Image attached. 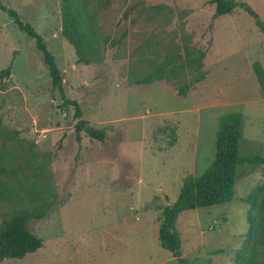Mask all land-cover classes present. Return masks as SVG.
<instances>
[{"label":"rangeland","instance_id":"374dc122","mask_svg":"<svg viewBox=\"0 0 264 264\" xmlns=\"http://www.w3.org/2000/svg\"><path fill=\"white\" fill-rule=\"evenodd\" d=\"M237 1L264 23V0ZM0 2L42 37L65 98L81 110L76 119L73 106H61L35 41L0 11V71L11 68L0 79V164L16 171L12 186L36 185L52 205L28 226L42 248L0 264H233L248 232L243 200L264 183V165L237 168L230 202L179 215L182 263L161 247L158 217L185 177L211 166L221 116L243 115L240 157L264 155V103L252 70L256 61L264 66V33L255 20L239 7L217 17L212 0H81L101 58L84 66L61 36L60 0ZM184 47L205 52L202 76L179 71L136 85L179 65ZM80 120L102 130L103 141L77 132ZM17 206L0 204V220Z\"/></svg>","mask_w":264,"mask_h":264},{"label":"trees","instance_id":"16d2710c","mask_svg":"<svg viewBox=\"0 0 264 264\" xmlns=\"http://www.w3.org/2000/svg\"><path fill=\"white\" fill-rule=\"evenodd\" d=\"M212 4L217 17L231 14L238 7L245 10L255 20L259 31L264 33V23L245 3L236 0H212ZM85 9L81 0H60L61 36L73 47L76 63L88 66L100 63L101 58L99 49L95 46L96 28ZM0 11L7 13L19 30L35 41L36 49L42 53L43 62L47 67L52 90H57L62 97L61 106H73L75 117L79 119V105L65 98L62 74L42 37L29 24L23 23L15 11L7 9L1 2ZM204 58L205 52L184 47L182 62L179 65L160 66L135 83L151 84L179 71L202 76ZM10 70L9 67L0 71V79H7ZM252 70L264 98V69L259 62H254ZM178 93L182 96L185 94L183 91ZM84 125L85 122L78 121L77 132L84 131L88 137L103 141L102 130ZM242 125L243 115L239 112L228 113L219 118L215 155L211 166L198 177H185L175 202L163 208L158 217V241L163 249L177 257L181 263V241L175 230L179 215L188 210L230 202L235 194L237 168L243 164L264 165V155L245 158L239 156ZM15 174V170L0 164V204H18L17 207L4 209L1 214L0 263L6 259H23L42 248V239L33 234L28 226L32 220L44 219L52 206L48 196L36 185L26 187L19 181L18 187L12 186L9 178ZM243 201L247 206L248 232L242 247L235 253L233 264H264L261 260L264 249V183L254 187Z\"/></svg>","mask_w":264,"mask_h":264},{"label":"crops","instance_id":"0c3cea01","mask_svg":"<svg viewBox=\"0 0 264 264\" xmlns=\"http://www.w3.org/2000/svg\"><path fill=\"white\" fill-rule=\"evenodd\" d=\"M237 1V0H236ZM233 13V12H232ZM259 30V29H258ZM262 33V32H261ZM257 62V61H256ZM261 64V63H260ZM262 65V64H261ZM263 67V69H264V66H262ZM262 95V94H261ZM263 97V96H262ZM263 103H264V98L261 100ZM258 128V126L256 125H254V127H253V130H252V135H253V138L255 137V136H257V134H262V132H258L257 129ZM254 139H256V138H254ZM253 139V141H255ZM259 139H256V141H258Z\"/></svg>","mask_w":264,"mask_h":264}]
</instances>
